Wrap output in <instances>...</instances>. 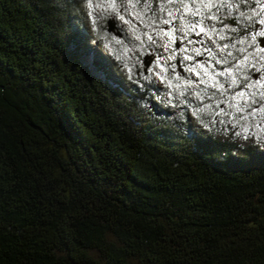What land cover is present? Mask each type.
Segmentation results:
<instances>
[{"label": "trees", "instance_id": "1", "mask_svg": "<svg viewBox=\"0 0 264 264\" xmlns=\"http://www.w3.org/2000/svg\"><path fill=\"white\" fill-rule=\"evenodd\" d=\"M74 2L0 0V264H264V151L95 77Z\"/></svg>", "mask_w": 264, "mask_h": 264}, {"label": "snow or ice", "instance_id": "2", "mask_svg": "<svg viewBox=\"0 0 264 264\" xmlns=\"http://www.w3.org/2000/svg\"><path fill=\"white\" fill-rule=\"evenodd\" d=\"M86 6L94 28L98 17L111 16L101 36L104 47L142 90L155 85V77L170 96L185 97L189 105L195 101L197 119L208 114L212 123L220 118L219 123L239 125L246 134L264 135V0H86ZM116 19L127 25L131 40ZM147 45H155L158 55L145 57L137 68L132 54ZM177 64L187 78L176 72ZM141 76L151 83L144 84ZM187 111L178 107L176 115L184 118ZM250 121L260 132L249 133L242 125Z\"/></svg>", "mask_w": 264, "mask_h": 264}, {"label": "rangeland", "instance_id": "3", "mask_svg": "<svg viewBox=\"0 0 264 264\" xmlns=\"http://www.w3.org/2000/svg\"><path fill=\"white\" fill-rule=\"evenodd\" d=\"M73 1H75L74 5H77V7H75V9H71L72 19L75 25L81 30L79 38H77L78 43L72 45L69 49V52L72 54H76L83 62V64L88 66L89 71L95 77L105 79V73L103 69H105L106 66H110L112 69L111 76H114L116 77V79L121 80L123 84L129 83L130 79L128 78L127 71H121L122 61L116 59V56L112 52H110L108 48L104 47V40L101 39V36L105 34L104 32H102V27L106 25L107 19L111 18V16L98 17L97 24L94 28L92 25V19L87 15L88 9L86 6V0ZM72 4L73 3L71 2V5ZM115 21L116 24H119L124 29V34L128 35V39L131 40V35L128 34L127 31V25L121 24L118 19H116ZM109 35H111V33ZM108 38L111 39L110 36H108ZM157 42L159 43V41ZM133 43L136 42L133 41ZM129 47H132V45L130 44ZM154 47L155 45H147L145 49L132 54V62L136 64L137 68L143 67V61L146 55H158V53H153ZM172 63L176 62L173 61ZM176 72L182 73V78H187L189 76V73L183 71L180 64H177ZM172 75L174 74L169 72V76ZM153 79L156 80V83L152 86H154L158 90V97L156 101L158 107L165 111L170 119L177 118L179 120H183L185 125L187 126L188 134L190 136H207L217 134L228 137L231 140H234L236 143H241L242 146L254 147L264 151V135L258 137L257 135L246 134L242 131V127L239 125L233 127L231 123H219L218 121L220 118H215L217 122L212 123L210 121L213 120V117L209 116L208 114H204L200 119H197L192 115V109L196 103L195 101H193L192 105H189L185 97H181L179 95L170 96V90L155 77H153ZM192 79L196 78L192 77ZM140 80H144V78L141 76ZM144 81L148 84L151 83L148 80ZM188 99H191L190 95H188ZM181 100H184L185 102L181 104ZM174 105L177 107H174ZM178 107H187L188 111L184 118L177 117L176 112ZM205 123H207V126H205ZM242 125L248 127L249 133L260 132V129L256 126V121H250L246 124L245 122H242Z\"/></svg>", "mask_w": 264, "mask_h": 264}, {"label": "water", "instance_id": "4", "mask_svg": "<svg viewBox=\"0 0 264 264\" xmlns=\"http://www.w3.org/2000/svg\"><path fill=\"white\" fill-rule=\"evenodd\" d=\"M110 19H111V18H108V19H107L106 24H107V22H108ZM113 22L116 24V21H115V20H114ZM118 37H119V36H118ZM147 56H150V55H146L145 57H147ZM145 57H144V59H145Z\"/></svg>", "mask_w": 264, "mask_h": 264}]
</instances>
